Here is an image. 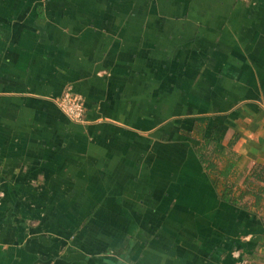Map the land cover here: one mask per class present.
I'll use <instances>...</instances> for the list:
<instances>
[{
    "label": "crops",
    "instance_id": "crops-1",
    "mask_svg": "<svg viewBox=\"0 0 264 264\" xmlns=\"http://www.w3.org/2000/svg\"><path fill=\"white\" fill-rule=\"evenodd\" d=\"M0 264H264V0H0Z\"/></svg>",
    "mask_w": 264,
    "mask_h": 264
},
{
    "label": "built area",
    "instance_id": "built-area-1",
    "mask_svg": "<svg viewBox=\"0 0 264 264\" xmlns=\"http://www.w3.org/2000/svg\"><path fill=\"white\" fill-rule=\"evenodd\" d=\"M56 104L62 113L71 121H84L85 106L83 97L66 89L60 97L56 99Z\"/></svg>",
    "mask_w": 264,
    "mask_h": 264
},
{
    "label": "trees",
    "instance_id": "trees-1",
    "mask_svg": "<svg viewBox=\"0 0 264 264\" xmlns=\"http://www.w3.org/2000/svg\"><path fill=\"white\" fill-rule=\"evenodd\" d=\"M201 128V127H198V129ZM212 165V163H210Z\"/></svg>",
    "mask_w": 264,
    "mask_h": 264
}]
</instances>
